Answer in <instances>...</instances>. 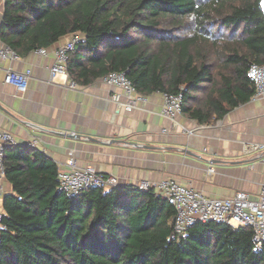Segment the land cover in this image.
<instances>
[{
	"label": "trees",
	"instance_id": "trees-1",
	"mask_svg": "<svg viewBox=\"0 0 264 264\" xmlns=\"http://www.w3.org/2000/svg\"><path fill=\"white\" fill-rule=\"evenodd\" d=\"M263 0H6L0 38L19 56L82 39L66 73L87 85L126 72L142 96L181 94L200 125L248 102L264 64ZM1 199L0 264H264L253 231L195 223L174 240L173 207L152 189L90 187L66 198L56 164L10 145ZM3 227V228H2Z\"/></svg>",
	"mask_w": 264,
	"mask_h": 264
},
{
	"label": "crops",
	"instance_id": "crops-1",
	"mask_svg": "<svg viewBox=\"0 0 264 264\" xmlns=\"http://www.w3.org/2000/svg\"><path fill=\"white\" fill-rule=\"evenodd\" d=\"M5 1L0 0V25ZM69 37L46 49L45 55L32 51L19 61L0 62V130L11 136L12 145L42 153L58 171H67L72 159L78 168L115 178L119 186L172 179L211 199L244 192L258 200L264 184L263 100L251 98L200 125L182 114L174 122L163 118L160 93L127 107L123 92L106 85L103 77L68 89L64 77H51L50 68L54 50ZM9 70L29 72L24 92L4 83ZM250 145L261 148L252 150ZM0 185L3 195L12 192L1 175Z\"/></svg>",
	"mask_w": 264,
	"mask_h": 264
},
{
	"label": "built area",
	"instance_id": "built-area-1",
	"mask_svg": "<svg viewBox=\"0 0 264 264\" xmlns=\"http://www.w3.org/2000/svg\"><path fill=\"white\" fill-rule=\"evenodd\" d=\"M261 12L264 15V3L261 4ZM82 39L81 36L71 35L69 40L58 46L54 52V62L50 68L52 78L62 76L65 78L68 89H75L76 83L70 80L66 73V66L70 54L75 50L76 45ZM36 52L41 55L46 54V49H37ZM20 56L16 54L7 45L0 46V62L19 61ZM248 75L254 83L255 90L253 99H261L264 102V64H252L249 67ZM29 72L25 74L7 71L4 83L12 85L20 92L27 89ZM103 82L112 87L119 88L126 99L127 107H134L137 103L144 101V96L140 95L131 81L127 78L126 72H112L104 76ZM162 107L160 115L174 122L176 117L181 114L182 95L162 93ZM182 131L193 134V130H187L182 127ZM13 144L9 134L0 130V175L3 176V160L6 149ZM248 148L255 150L261 148L259 145H250ZM264 163V156L261 159ZM67 171H59L57 175V191L66 198L79 196L90 187L111 188L118 186L117 180L112 177L98 174L90 167L78 168L71 159L67 162ZM213 168H208V173L212 174ZM141 191L152 189L154 193L171 205L175 211L172 218L171 240L181 236L188 227L195 223L216 222L227 224L237 229L248 226L253 231V240L256 243L255 250L264 243V184L261 186L259 198L256 201L250 200L244 192H237L230 199H211L205 197L190 187L179 184L172 179H163L158 183H150L142 180L135 186ZM3 197L2 187L0 185V206ZM2 211L0 208V220ZM3 228V227H2Z\"/></svg>",
	"mask_w": 264,
	"mask_h": 264
}]
</instances>
